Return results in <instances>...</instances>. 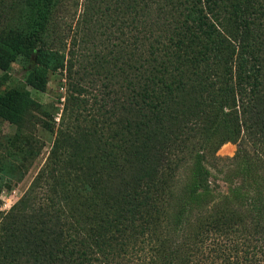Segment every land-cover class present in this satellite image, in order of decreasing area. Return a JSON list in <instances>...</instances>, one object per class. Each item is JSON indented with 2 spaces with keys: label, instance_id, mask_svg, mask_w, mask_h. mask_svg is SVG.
<instances>
[{
  "label": "trees",
  "instance_id": "1",
  "mask_svg": "<svg viewBox=\"0 0 264 264\" xmlns=\"http://www.w3.org/2000/svg\"><path fill=\"white\" fill-rule=\"evenodd\" d=\"M60 2L0 0V117L16 127L0 145V193L39 156L33 132L56 133L27 189L0 210V264H264V0H109L100 30L116 42L87 109L80 52L54 43ZM18 58L32 62L38 91L48 72L66 71L58 126L10 82ZM227 141L238 185L207 199L206 183L182 185L190 157L200 178L199 162L217 166Z\"/></svg>",
  "mask_w": 264,
  "mask_h": 264
},
{
  "label": "rangeland",
  "instance_id": "2",
  "mask_svg": "<svg viewBox=\"0 0 264 264\" xmlns=\"http://www.w3.org/2000/svg\"><path fill=\"white\" fill-rule=\"evenodd\" d=\"M109 0H61L60 5L55 14V26L58 28V40H54L56 46H58L61 51L64 50V53L67 55L71 51H76V56L78 57L81 64H84L87 67L86 70H81L82 75L84 76V93L89 94L87 97L88 104L86 109L93 104L94 96H97L99 99L101 93L97 92V89H101L102 76L103 73L93 75L94 71L100 70L98 67V61H105L109 59H104L103 56L106 55V50L108 46L112 47L111 43L114 41L109 40L106 33L101 32L100 29H105V26H108L105 22L107 21L108 15L105 10V4ZM99 7V8H98ZM103 10V11H102ZM96 20V24L89 22L88 18ZM92 19V18H91ZM100 19V20H99ZM92 23V24H91ZM96 25V27H95ZM99 27V28H98ZM95 31L101 32L97 38ZM112 39V38H111ZM66 45V46H65ZM65 46L64 49H62ZM74 49H73V48ZM115 48V47H113ZM75 54V53H74ZM106 62V61H105ZM115 66L109 64L113 69V72L117 73V65ZM32 62L24 63L21 58L13 61L9 67L10 82H20L26 86L27 90L30 92V96L43 104L45 109L48 111L46 116L48 119L52 118V121L55 122V126H58V123L61 120L62 116V107L66 103V96L68 95V84L65 76L66 71L58 69L56 71H50L47 74V83L45 90L38 91L34 87L28 84L27 78L32 69ZM94 65V66H93ZM92 69V70H90ZM89 71L92 73L89 74ZM93 81V84H92ZM113 81H116V78H113ZM93 93H97L92 96ZM70 102L68 112L65 116V120H72L75 118L74 112L71 114L73 103ZM76 109V106H73V111ZM86 112L88 110L78 112V118L84 125L83 119L87 117ZM96 113V112H95ZM102 121V118H100ZM75 122V121H74ZM112 127H116L119 124L117 122H111ZM16 127L15 125L9 123L5 119L0 117V145L5 143L8 138L15 139ZM56 133L51 132L45 129L38 127L34 132L35 136L40 142L43 143V147L39 156L29 161L27 170L24 176L16 181L11 183V187H5L0 193V210H8L11 205L23 194L27 189L34 175L36 174L39 167L44 162L46 156L48 155L51 142L53 141ZM29 136L28 132L22 134L20 139H17V142H22ZM237 150V144L231 141L223 143L214 153L212 157L220 158L222 162H216L217 166L207 164L202 160L199 164L202 166V173L200 178L196 175V169L194 162L196 161L195 157H190L185 164L180 168L179 175L180 181L183 184H187L193 180H200L201 185H208V194H205L201 190L203 199L215 198L224 193H227L231 190L232 187L238 185L242 178L241 167L238 163H232L231 161H226L228 158L234 156ZM3 152V149L0 148V153ZM200 154L201 151L196 152ZM20 163V162H18ZM221 163H226L225 166H221Z\"/></svg>",
  "mask_w": 264,
  "mask_h": 264
}]
</instances>
